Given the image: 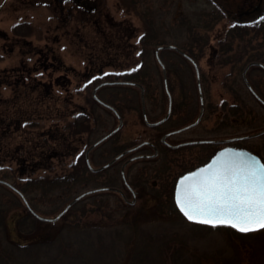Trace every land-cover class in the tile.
Wrapping results in <instances>:
<instances>
[{
  "label": "rangeland",
  "instance_id": "1",
  "mask_svg": "<svg viewBox=\"0 0 264 264\" xmlns=\"http://www.w3.org/2000/svg\"><path fill=\"white\" fill-rule=\"evenodd\" d=\"M201 12L211 13L206 20L215 17L219 19L217 21L213 19L215 23L211 28L201 27L195 18ZM262 16L264 0H139L133 10L122 0H64L59 4L52 0H9L0 10V95L3 98L14 97L12 89L19 87L20 91L25 92V88L33 87L36 83L40 84L41 89L43 87L52 89L54 95L59 91L71 92L74 87H78L75 82L79 81H73L71 74L54 72V67H51L53 63L75 70L77 74L85 76L86 80L92 71V61L104 60L108 67L103 69V72L112 75L111 81L117 77L124 79L128 72L140 66L147 71L151 79L145 98V110L152 122L163 116L167 105L162 72L155 59V44L174 45L184 51L192 45L195 56L202 57L197 62L200 67L204 112L196 126L171 136L169 142L226 139L248 135L244 133L251 130L246 129L244 124H237L234 130L225 129L217 132L223 102L244 104L245 112L252 111L249 120L254 119L255 123L257 119L258 124L264 122V109L246 94L240 66L232 63L219 64L221 57L215 58L217 51L215 46L229 20L245 23ZM148 33H154L152 35H155L156 39L148 41L147 49L143 50L139 45V39L144 35L148 38ZM205 36L207 44L202 52L197 48L198 44L194 43ZM106 41L110 42L109 50L98 53L101 51L99 44ZM51 51H54L56 59L51 58ZM158 55L166 70L167 86L173 104L176 107L185 106L186 114L188 108L192 109L191 113L184 114L185 117L177 124H173V127L193 122L198 115L200 101L192 65L175 51L163 49ZM20 65L23 66L21 69L24 75L14 73ZM17 81H21L23 86L19 83V86L16 85ZM100 90L102 92L99 97L103 103L119 106L123 103L125 108L122 110L121 129L111 140L103 142L92 151L91 165L94 168L109 161L115 151L122 146L137 142L140 131L147 127L142 120L139 92L134 86L105 85ZM80 97L85 99V102H79L80 98L76 97L69 107V112L79 111L80 108L88 109L89 90L83 92ZM35 98L36 94L30 91L25 96L19 94V109L23 111L27 100L35 101ZM14 101H9V105L16 107ZM95 118L99 124L97 131L85 132V141L91 144L117 126L115 116L101 108L95 110ZM168 128L171 127L166 124L158 131L148 129L147 133L151 136L152 133L161 136ZM263 145L264 135L242 140L235 147L249 150L259 156L255 152ZM114 146H118L116 150H113ZM224 146L227 145H218L202 152L207 154L210 152L212 155L214 151ZM200 150L198 146H187L169 157L170 169L162 174L168 178V184L175 185L174 181L176 182L182 175L181 168L178 170L176 167L179 164L186 162L195 166L192 169L197 167L195 158L200 154ZM144 153L151 152L147 149ZM159 163L160 160L135 161L127 169L126 180L136 193L132 206L124 204L119 195L113 192L104 193L99 197L105 205L104 210H96V204L92 203L93 199L85 198L70 207L67 215L54 225L41 227L35 223L33 233L37 235L41 232L36 241L48 238L47 227H52L54 236L62 235L65 239L82 242H85L88 232L92 234L94 240L98 238L97 235H101L102 244L109 249L112 248L106 256L110 258L107 264H127L128 252L133 251V244L137 240L132 236L134 230L128 223L137 218L136 235L140 237L137 241L140 242L143 238V242L153 244L146 251L150 259L148 264L156 261L158 256L156 250L165 252L167 261L165 260L164 264H264V229L256 233L241 234L226 226L208 227L191 224L176 214L158 215L154 210L155 204L160 199L166 200L164 196L166 184L150 176L153 175L155 168H160ZM119 167L118 163L108 168V174L117 173L115 182H110L107 176L106 178L101 176L96 182L85 186V190L79 191L78 195L87 190L101 188L103 185H114L132 201L129 192L118 178ZM138 178L146 179L147 184H132ZM153 182L155 185H152ZM174 185H170L171 187L167 185V188H172V193ZM0 194L2 197L0 251L2 250L3 255L4 250L14 251L15 254L9 260L5 255H0V264H30L31 253L26 255L23 252L26 249L19 247L29 245L31 239L17 228V219H14L16 213H25V209L16 204L6 189L0 188ZM42 208L48 210V207ZM58 212L40 213L53 217ZM98 223L101 224L102 231L93 229ZM111 238L114 239L113 246L110 245ZM129 238L132 241L126 244ZM90 247L86 245L84 250L89 253ZM52 252L53 247H41L42 264L47 262L46 257Z\"/></svg>",
  "mask_w": 264,
  "mask_h": 264
},
{
  "label": "trees",
  "instance_id": "2",
  "mask_svg": "<svg viewBox=\"0 0 264 264\" xmlns=\"http://www.w3.org/2000/svg\"><path fill=\"white\" fill-rule=\"evenodd\" d=\"M210 15L211 13L206 12L197 14L195 17L196 23L201 27L203 26L206 28H211V26L215 23L213 21L214 18L209 20L205 19ZM218 19L219 17H215L214 20L217 21ZM152 34L148 33V38L146 35H144L139 39V45L141 49L146 50L148 41H150L151 39H156L155 35ZM206 36L205 38L199 39V42L194 43L195 45L198 44L197 48H199L202 52L204 51L207 44ZM145 38L147 40H144ZM109 43L110 42L108 41L100 43L99 45H101V51L98 53H102V51H108ZM155 45V49L159 46H163L162 44L158 43H156ZM216 46L215 49L217 51L215 52V58L221 57L219 59V64L232 63L234 65H239L242 71L247 65L251 64L246 71V78L260 101L257 100L247 90L245 84L243 83L244 89H246V94H248L251 100L256 102L258 106L264 109V16L252 22L245 23L229 20V24L223 27L222 35L217 40ZM189 47L190 48H188L187 51H184L180 47L176 48L188 55L196 63L198 71H200V67L197 61L202 57H196L192 52L193 46L189 45ZM96 51L98 50H95V52ZM180 56L189 65H192L191 62L183 55ZM92 63V71H90L91 73L86 77V80L85 76H83L82 74H77L73 69L70 70V68H65L60 65L57 66L58 71L65 72L66 74H71V79L73 78V81H79L75 82L78 87H74L73 91L71 92L69 90L59 91L57 95H54L55 93L52 92V89L44 87L41 89L39 87V83H36L33 87L25 88V94H28L29 91L36 94L35 101L27 100V103L24 105L25 111H21L18 107V96L22 93L19 90V87L12 89L14 97L8 96L3 98L0 95V181L6 182L11 185V187H8L6 185L0 184V188L6 189L8 194H10L13 199H15L16 204H19L25 209V213H16L14 219H17V228L20 231L25 232L31 239V243L29 245L19 247H24L26 249V251H23L26 255L31 253L32 259L30 260V264H42V258L40 257L42 246H45L47 248L53 247L52 254L46 257L47 264H107V262H110V258L106 256L107 253L112 250V248L109 249L104 244H102L103 237L101 235H97L98 238L94 240L92 239V234L88 232V235H86L85 237V242H82L73 239H65L62 235L54 236L55 233H53L52 227H47V233L49 235L48 238L36 241V237L40 236L41 232L37 235L33 233V226L35 225V223L40 224L39 226L41 227L54 225V223L51 224L41 222L34 218L25 208V205L21 198V196L24 197L29 207L36 214L43 217H50L44 216L40 212H60L74 197L78 195L79 191L85 190V186L96 182L99 177L104 176L106 178L107 176V179L110 182L116 181V172L108 174L109 170L107 168V170L93 173L87 168L85 164V145L86 147L91 145V143L85 141V132L93 133L94 131H97L99 126V124L96 122L95 110L97 108H101L108 113L115 115L107 108H104L103 106L98 104L92 98L91 93L94 88L100 83L123 81L135 83L141 86L144 91L145 100L148 95V89L150 88L151 79L147 71L138 66L128 72V74L125 75L126 77H124V79L117 77L111 81L112 75L110 73L103 72V69L108 67L104 60H93ZM24 74V71L20 69L19 75ZM200 78L201 75L199 72V80H201ZM18 83L20 86H23V83H21V81H17L16 85H18ZM134 87L136 88V91L139 92L140 98V88L137 86ZM100 89L101 88L96 91V95L99 99V94L102 92ZM196 89L198 93L197 84ZM87 90H89L90 94V97H88V109L80 108L79 111L72 110L73 112H69V107L72 105L76 97L80 98L79 102H85V99H81L80 95H83V92ZM62 92H64V94H61ZM15 93H17V95ZM11 99L15 100L14 103L17 105L16 107L9 105V101H12ZM109 105L113 107L117 115L122 120V110L125 108L123 103L120 106L111 104ZM244 108V104H227L226 102H223L220 110L221 114H219L220 123L217 132L220 133V131H224L225 129L234 130L236 129L235 126L237 124L246 125L245 128L251 130L244 133L248 135H250L249 133L254 134L263 130L264 122L258 124L257 119L255 120V123L253 122L254 119L252 121L249 120V115H251L252 111L249 110L248 112H245L246 110H244ZM191 111L192 109L189 108L187 110V114L191 113ZM148 121L150 120L148 119ZM171 125L173 124L171 123L170 126ZM161 127L162 126H156L153 128L145 127L144 130L140 131V138L137 142L131 145H126L124 147L122 146L123 149L121 147L118 151H115L113 157L125 148L131 146L134 147L142 142L150 143L152 144V146L155 145L157 147L158 153L151 160H160L159 164L161 166L160 168H155L153 170V175H151L150 178L157 179L160 183L166 184L164 188V196L166 200L161 201L162 199H160L155 204L154 210L160 216H165L167 214H176L181 216L176 210L173 202L172 188H167V185L171 187L170 185L174 184H168V178L162 175L166 170L170 169V167L168 166L171 162L169 161V157L175 155L181 149L169 152L162 145H160V135L158 136V134L152 133L153 136H151L149 135V133H147L148 129L158 131ZM114 136L115 135L110 137L108 140H111ZM212 140L225 139L217 138ZM239 142L240 141L233 142V145L238 146ZM195 146H198L201 149L200 154L196 156L197 158H195V160L197 161L195 165L199 166L204 164L214 154L213 153L212 155H210V152H208V154L203 153L202 150L208 151L210 148L216 147L218 145L200 144ZM116 147L118 146H114L113 150H116ZM147 149L148 148L146 146H141L138 153L142 154ZM250 149L252 150V148ZM255 153H257L264 162V145L259 146L258 150ZM92 154L93 153L91 152L90 161L92 160ZM144 161L146 162L150 160ZM176 167L178 170L181 168L180 174H183L195 166L191 163L185 162L181 165L179 164ZM118 178L121 180L119 170ZM132 184L146 185L147 180L138 178ZM152 185H155V182H153ZM101 187L115 188L114 185H103ZM104 193H109V191H100L97 193L86 195L78 202L85 198H92V203L96 204V210H104L105 205L101 201V198H99ZM1 198L2 197L0 194V201ZM42 207H48V210H43ZM69 210L59 220L65 217ZM24 218H26L27 220L25 221ZM136 219L137 218H134L128 224H130L131 229L134 230V234L132 236L136 237L137 240H140V237L136 235V229L138 227L137 222H135ZM86 229L87 227H85V230ZM93 229L102 231V226L98 223V225L93 226ZM234 231L237 232L236 230ZM141 239L142 240L140 242L135 240V243L133 244V251L128 252L127 264H148V262L150 261L148 257L149 255L146 251L149 250L150 245L153 246V244L145 243L143 242V238ZM131 241L132 239L129 238L126 244L130 243ZM81 244H85V246H91L89 248V253L84 250L85 246L82 247ZM114 244V239L111 238L110 245L113 246ZM12 247H14V245ZM8 252L9 251L4 250L5 258L8 257L9 260V258L14 256L15 254L14 251H10L9 253ZM157 252L158 256L155 262L164 264L165 260L167 261L165 252L156 250V253ZM166 253L168 254V252ZM0 255H3L2 250L0 251ZM173 260H175L174 255ZM155 262L153 264H155Z\"/></svg>",
  "mask_w": 264,
  "mask_h": 264
},
{
  "label": "snow or ice",
  "instance_id": "3",
  "mask_svg": "<svg viewBox=\"0 0 264 264\" xmlns=\"http://www.w3.org/2000/svg\"><path fill=\"white\" fill-rule=\"evenodd\" d=\"M175 205L193 222L243 232L264 229V162L243 151L222 149L179 177Z\"/></svg>",
  "mask_w": 264,
  "mask_h": 264
},
{
  "label": "water",
  "instance_id": "4",
  "mask_svg": "<svg viewBox=\"0 0 264 264\" xmlns=\"http://www.w3.org/2000/svg\"><path fill=\"white\" fill-rule=\"evenodd\" d=\"M163 49H168V50H175L177 51L179 54L183 55L186 59H188L191 64L193 65L194 67V71H195V78H196V84H197V88H198V94H199V101H200V110H199V114H198V117L196 118V120L183 127L182 129L180 130H177L176 132H181V131H184V130H187L191 127H194L196 126L201 117H202V113H203V98H202V94H201V88H200V80H199V71H198V68H197V65L196 63L188 56L186 55L183 51L177 49L175 46L173 45H163V46H159L155 49V59L158 63V65L160 66L161 68V72H162V79H163V85L165 87V90L167 92V95L169 97V108H168V111L166 113V115L161 119V120H158L156 122H149L147 120V117H146V112H145V100H144V91H143V88L141 86H139L138 84H135V83H130V82H122V81H118V82H103V83H100L99 85H97L94 90L92 91V97L93 99L98 102L99 104H101L102 106L104 107H107L109 108L110 110H112L114 112V114L117 116V119H118V125L113 129L111 130L109 133H107L106 135L102 136L100 139H98L96 142H94L85 152V155H84V158H85V161H86V165L88 167V169L91 171V172H99V171H102L104 170L105 168L109 167L112 163H114L117 159H119V157L123 156L124 154L126 153H129L137 148H139L140 146L144 145V144H150V143H147V142H143L141 144H138L137 146H135L134 148H131L125 152H123L122 154L116 156L115 158H113L111 161L107 162L106 164H104L103 166L101 167H98V168H93L89 162V159H88V154L90 152L91 149H93L94 147H96L98 144H100L101 142H103L105 139L109 138L110 136H112L113 134H115L116 132H118L121 127H122V121L120 119V117L117 115V113L115 112V110L103 103L102 101L99 100V98L97 97L96 95V91L102 87V86H105V85H113V84H128V85H133V86H137L140 88V100H141V112H142V118H143V121L145 122V125L148 126V127H155V126H158L160 124H162L170 115V107H171V98H170V95L167 91V78H166V70H165V67L164 65L162 64L159 56H158V52L160 50H163ZM251 64L247 65L244 70L242 71V80H243V83L245 84L247 90L257 99L260 101V99L258 98V96L255 94V92L253 91V89L251 88L247 78H246V71L248 69V67L250 66ZM174 133V132H173ZM170 134H165L164 136H162L161 138V141L164 142V139ZM264 135V129L257 132V133H254V134H250V135H246V136H240V137H233V138H228L226 140H200V141H193V142H187V143H184V144H181V145H195V144H208V143H212V144H220V143H232V142H236V141H241V140H247V139H252V138H255V137H259V136H262ZM174 147H178V146H174ZM233 149V150H239V151H243V152H246V153H249L250 155H253V156H257L256 154L250 152L249 150H246V149H243V148H237V147H233V146H230V145H227V146H224L223 148L217 150L210 158L207 162H205L204 164L208 163L210 161V159L216 155L217 153H219L222 149ZM157 155V151L155 150L154 154L151 155V156H148V157H154ZM259 158V156H257ZM136 158V157H135ZM135 158H131L132 160L135 159ZM128 161H131V160H127ZM125 162L122 167H121V171H120V174H121V178H122V181L123 183L127 186V188L130 190L131 194H132V197L134 198L135 196V193L133 191V189L131 187L128 186L127 184V181H126V178H125V174H124V166L125 164L127 163ZM202 164V165H204ZM202 165L198 166V167H201ZM196 167V168H198ZM195 168V169H196ZM195 169L191 170V171H194ZM190 172V171H189ZM184 175V174H183ZM182 176V175H181ZM179 180V177L177 178L176 180V183H175V186H174V191H173V201H174V205H175V187H176V184ZM0 184H3V185H6L8 187H11V185H9L8 183L6 182H3V181H0ZM99 191H113V192H117V193H120L122 194V192L118 189H115V188H97V189H92V190H87L81 194H79L78 196H76L75 198H73L56 216L52 217V218H47V217H43V216H40L38 214H36L30 207L29 205L27 204V202L25 201L24 197L21 196L22 198V201L26 207V209L29 211V213L34 217L36 218L37 220L39 221H44V222H51V223H55L56 221H58L68 210L70 207H72L75 203H77L80 199H82L84 196L86 195H89V194H92V193H96V192H99ZM133 203V201H132ZM176 207V205H175ZM176 209L178 210V212L185 218V220H187L188 222L190 223H194V224H198V225H204V226H209V227H213L211 225H208V224H205V223H201V222H193V221H190L188 220L180 211L179 209L176 207ZM218 226H227V225H218ZM227 227H230V228H233L231 226H227ZM234 230L238 231L239 233H242V234H248V233H255V232H258V231H261L263 229H257L255 231H248V232H243V231H239L235 228H233Z\"/></svg>",
  "mask_w": 264,
  "mask_h": 264
},
{
  "label": "flooded vegetation",
  "instance_id": "5",
  "mask_svg": "<svg viewBox=\"0 0 264 264\" xmlns=\"http://www.w3.org/2000/svg\"><path fill=\"white\" fill-rule=\"evenodd\" d=\"M7 1H9V0H2L1 1V3H0V10H1V8L4 6V4L7 2ZM55 4H59V3H61V2H63L64 0H52ZM124 3H126L127 5H128V7L130 8V9H134L135 7H136V4L138 3V1L139 0H122ZM146 3H147V1H145ZM147 10L149 9V7L148 8H146ZM145 10V9H144ZM146 11V10H145ZM147 12V11H146ZM15 28V27H14ZM53 50V49H52ZM52 52V51H51ZM51 58L52 59H56V57L54 56V51L52 52V54H51ZM23 66L22 65H20L16 70H14V73L16 74H20V69L22 68ZM51 67H54V72H58V68H57V66L56 65H54V63L53 64H51ZM16 74V75H17ZM22 93H21V96H25L24 94H25V92L24 91H21ZM166 94V93H165ZM166 98H167V105H166V111H165V113L163 114V116H165V114L167 113V111H168V108H169V101H168V97H167V94H166ZM189 109V108H188ZM111 112V111H110ZM184 114H186V108L185 107H183V106H180V105H178V107H176V105H175V107H174V104H173V102H172V100H171V107H170V115H169V117L161 124V125H159V126H164V125H169L170 126V124L172 123V124H177L178 122H180L181 121V119L182 118H184L185 116H184ZM115 116V115H114ZM162 116V117H163ZM116 117V116H115ZM161 117V118H162ZM116 120H117V118H116ZM157 121V120H156ZM192 123V122H191ZM191 123H188V124H185V125H183V126H175V127H173L174 125H171L170 127L172 128H168V130L167 131H165V132H163L162 134H161V136H160V139H159V142H160V145H162L166 150H168L169 152H172V151H176V150H180V149H182V148H186L187 146H191V145H181V144H184V143H187V142H179V143H171V142H169V139H170V137L171 136H173V135H177V134H180L181 132H183V131H181V132H176L177 130H180V129H182L183 127H185V126H187V125H189V124H191ZM151 128H153V127H151ZM192 128V127H191ZM184 131H186V130H184ZM174 132V133H173ZM165 134H170V135H168L165 139H164V142L163 141H161V137L163 136V135H165ZM90 146V145H89ZM89 146H87L86 148H85V151L89 148ZM143 146H146L149 150H150V154L149 153H147V154H145V153H138L139 152V149L141 148V146L139 147V148H137V149H135V150H133V151H131V152H129V153H126V154H124L123 156H121V157H119V159H117L114 163H112L109 167H107V168H110V167H112L113 165H115V164H120V167H119V171H121V167H122V165L125 163V162H127V160H131V161H128L126 164H125V166H124V173H125V176H126V171H127V169L129 168V166L133 163V162H135V161H144V160H151L152 158H149V157H146V156H150L151 154L153 155L154 154V152H155V150L157 151V153H158V150H157V147L155 146V145H153L152 146V144H144V145H142V147ZM174 146H178V147H174ZM131 147H133V146H131ZM131 147H127V148H125L124 150H122V151H120L116 156H118V155H120L121 153H123V152H125V151H127V150H129ZM95 149V147L93 148V149H91L90 150V152H89V160H90V153L93 151ZM116 156H114V157H116ZM139 156V157H138ZM113 157V158H114ZM136 157V158H135ZM131 158H135V159H131ZM91 162V161H90ZM103 165V164H102ZM100 167V166H99ZM107 168L106 169H104V170H107ZM123 185V184H122ZM130 185V184H129ZM124 186V185H123ZM124 188L127 190V192H129V194H130V196H131V199H132V201H133V197H132V195H131V192L128 190V188H126L125 186H124ZM121 192H122V194H119V193H116V194H118L119 195V197H120V199L122 200V202L124 203V204H126V205H130V206H132V204L134 203H132V201H129L128 199H127V196H126V194L121 190ZM135 198H136V193H135Z\"/></svg>",
  "mask_w": 264,
  "mask_h": 264
}]
</instances>
